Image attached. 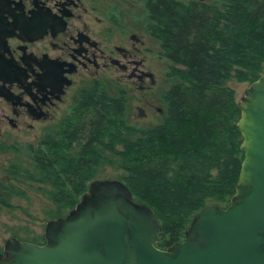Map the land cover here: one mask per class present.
<instances>
[{"label": "trees", "instance_id": "16d2710c", "mask_svg": "<svg viewBox=\"0 0 264 264\" xmlns=\"http://www.w3.org/2000/svg\"><path fill=\"white\" fill-rule=\"evenodd\" d=\"M221 1L158 0L152 9V31L175 80L164 92L165 116L158 124L134 127L131 140L121 132L125 104L96 96L87 105L88 117L70 121L72 132L61 145L46 142L57 150L54 157L31 146L40 177L54 179L58 202L73 208L97 165L114 162L107 151L116 152V143L123 142L133 157L122 159V180L160 219L158 246L182 240L193 215L211 199L230 203L244 150L237 125L241 109L228 81L251 82L264 72V0ZM60 159L65 163L59 170Z\"/></svg>", "mask_w": 264, "mask_h": 264}, {"label": "flooded vegetation", "instance_id": "af4514ba", "mask_svg": "<svg viewBox=\"0 0 264 264\" xmlns=\"http://www.w3.org/2000/svg\"><path fill=\"white\" fill-rule=\"evenodd\" d=\"M157 3L0 0V146L33 134L29 150L47 153L46 142L61 145L70 121L88 117L96 96L121 100L123 119L136 95V115L165 116L156 102L160 86L154 92L167 62L152 31ZM135 8L138 17L128 21L126 10Z\"/></svg>", "mask_w": 264, "mask_h": 264}, {"label": "water", "instance_id": "95a60500", "mask_svg": "<svg viewBox=\"0 0 264 264\" xmlns=\"http://www.w3.org/2000/svg\"><path fill=\"white\" fill-rule=\"evenodd\" d=\"M244 157L230 203H208L185 237L163 248L154 209L122 179H94L45 241L7 238L0 264H264V72L238 101Z\"/></svg>", "mask_w": 264, "mask_h": 264}, {"label": "rangeland", "instance_id": "374dc122", "mask_svg": "<svg viewBox=\"0 0 264 264\" xmlns=\"http://www.w3.org/2000/svg\"><path fill=\"white\" fill-rule=\"evenodd\" d=\"M215 0H207V2H214ZM219 4L221 0H216ZM129 12L126 10V18L128 21L134 20L138 15L139 10ZM166 62V61H165ZM162 60L161 68L158 71V85L155 90L160 86V91L157 92L156 102L160 106H164L163 95L166 88L175 81L169 76V61ZM264 71V67H263ZM250 81H239L235 77L228 81V84L235 90V98L239 101L245 89L248 87ZM138 96H135L133 102L129 105V111L126 114V126L121 128V132L128 136L131 140L135 134H131L134 127H145V125H153L163 119L164 114L149 115L146 117L136 115L135 104L138 103ZM114 130L113 127L110 131ZM15 142L11 146H0V251L3 250L5 242L10 236H17L21 239H27L43 243L45 241L44 233L46 223L49 219L67 214L72 206L56 200L54 179L53 181L38 179L40 171L35 167L34 161L29 151V143H35L37 139L34 135H18ZM39 143V142H38ZM39 145V144H38ZM117 151H107V156L114 159L113 163L104 162L97 165L93 175L88 183L94 179L104 178H118L123 179L125 171L121 166L123 157L131 158L130 151H125L126 148L123 142L116 143ZM56 149L48 148L47 153H51L54 157ZM73 149L70 148V152ZM126 153H125V152ZM61 152V151H60ZM63 152V151H62ZM65 152V151H64ZM67 156V152L65 154ZM123 155V156H122ZM62 155L55 157L61 158ZM58 169L60 170L65 161L60 159L58 161ZM61 166V167H60ZM63 176V175H62ZM5 185L7 187H5ZM14 189V193L10 189ZM6 200L9 205L4 204L1 200ZM209 203H217L211 199ZM226 206L223 203H218ZM228 205V204H227Z\"/></svg>", "mask_w": 264, "mask_h": 264}]
</instances>
